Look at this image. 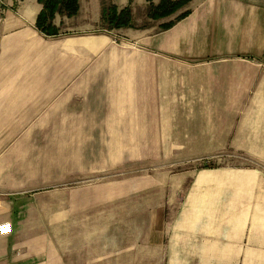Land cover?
<instances>
[{
  "label": "crops",
  "instance_id": "crops-1",
  "mask_svg": "<svg viewBox=\"0 0 264 264\" xmlns=\"http://www.w3.org/2000/svg\"><path fill=\"white\" fill-rule=\"evenodd\" d=\"M3 1L0 224L12 232L0 235V264H65L41 193L63 164L76 173L94 158L107 167L226 152L251 165L188 172L180 239L207 238L199 264H264V0H191L170 29L133 31L126 45L45 36L37 0Z\"/></svg>",
  "mask_w": 264,
  "mask_h": 264
},
{
  "label": "rangeland",
  "instance_id": "rangeland-1",
  "mask_svg": "<svg viewBox=\"0 0 264 264\" xmlns=\"http://www.w3.org/2000/svg\"><path fill=\"white\" fill-rule=\"evenodd\" d=\"M78 1L76 16H55L53 23L59 31L113 35L117 43L125 45L132 42L133 31H165L161 25L179 14L152 20L147 15L148 3L135 0L136 5H125L132 9L134 26L107 31L100 20L102 1L115 5L119 0ZM124 159L123 164L107 167L102 158L100 165L94 158L93 166L76 161V173L63 164L59 182L42 190L45 231L64 254V263L199 264L197 250L205 246L207 238L190 234L180 239L181 230H188L180 220L182 202L192 181L187 174L219 166H246L250 162L230 152L202 158Z\"/></svg>",
  "mask_w": 264,
  "mask_h": 264
},
{
  "label": "trees",
  "instance_id": "trees-1",
  "mask_svg": "<svg viewBox=\"0 0 264 264\" xmlns=\"http://www.w3.org/2000/svg\"><path fill=\"white\" fill-rule=\"evenodd\" d=\"M42 6L35 21L36 29L45 36H56L59 33L58 27L53 23L57 14H63L67 18L76 16L79 11L78 0H37ZM191 0H159L157 4L153 0H146L148 3L147 15L152 20L177 16L161 25L162 30L169 29L177 21L185 18L190 10L186 9ZM181 11V12H180ZM100 20L106 26L107 31L132 28L134 26L132 9L130 6L118 8L116 5L105 4L102 1Z\"/></svg>",
  "mask_w": 264,
  "mask_h": 264
},
{
  "label": "built area",
  "instance_id": "built-area-1",
  "mask_svg": "<svg viewBox=\"0 0 264 264\" xmlns=\"http://www.w3.org/2000/svg\"><path fill=\"white\" fill-rule=\"evenodd\" d=\"M4 10V1L0 0V22L2 20ZM12 232V226L9 222H4L0 224V235H8Z\"/></svg>",
  "mask_w": 264,
  "mask_h": 264
}]
</instances>
